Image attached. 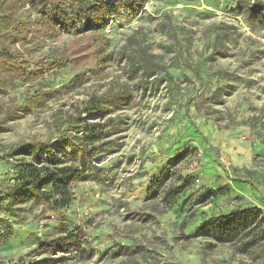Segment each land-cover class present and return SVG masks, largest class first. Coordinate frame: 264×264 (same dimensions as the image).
<instances>
[{"label": "rangeland", "instance_id": "obj_1", "mask_svg": "<svg viewBox=\"0 0 264 264\" xmlns=\"http://www.w3.org/2000/svg\"><path fill=\"white\" fill-rule=\"evenodd\" d=\"M249 1L146 0L137 16L108 19L101 29L107 65L69 64L43 73L42 63L70 35L32 15L33 31L16 48L33 73L0 81V264L39 253L40 243L78 227L93 257L67 256L56 264H264V240L241 252L223 241L222 225L188 237L206 221L245 208L259 207L264 216V18L248 21ZM223 24L230 27L221 37L226 50L211 56ZM141 50L158 65L155 77H166L160 86L144 84V72L131 68ZM220 69L234 78H222ZM218 87L222 92L215 94ZM104 95L115 99L102 116L115 119L110 150L74 181L72 202L56 207L21 201L15 216L4 195L17 180L16 165L29 158L8 155L38 141L52 142L64 154L68 145L55 119H73L92 97ZM169 169L172 177L158 185ZM181 186L169 203L170 189ZM224 186V194L201 198ZM257 219L248 218L240 229L243 241L258 231Z\"/></svg>", "mask_w": 264, "mask_h": 264}, {"label": "trees", "instance_id": "obj_2", "mask_svg": "<svg viewBox=\"0 0 264 264\" xmlns=\"http://www.w3.org/2000/svg\"><path fill=\"white\" fill-rule=\"evenodd\" d=\"M145 4L146 0H0V81L6 83L12 77L22 78L33 73L27 63L21 59L16 45L25 41L33 31L35 21L32 15L34 13L41 14L42 20L46 21H43L42 25L52 24L53 30L70 35L55 57L42 63L43 73V70L60 68L69 64L85 69L107 65L108 41L102 37L101 29L108 19L121 20L137 16ZM246 15L249 22L252 15L264 18V0L249 1ZM222 26L223 34L217 36V45L211 56L224 54L226 50V42L221 40V37L226 36L230 27L226 24ZM132 40L133 37L129 39V42ZM131 60V68L135 72L142 71L146 75L148 80L143 81L144 84H148L151 80L160 86L167 81L163 75L159 78L155 77L159 67L151 61L146 51H139ZM218 73L225 79L234 78L233 73L228 70L220 69ZM221 90L222 88L218 87L215 94L221 93ZM114 101L115 99L109 95L92 97L73 119L60 117L55 119L56 131L68 145L64 154L59 153L52 142L38 141L17 147L8 155L29 158L16 165L17 180L7 187V193L4 195V199L8 201L9 210H12L15 216L18 215L15 213L14 206L21 201L52 203L56 207H67L72 202L74 181L85 178L95 166V159L103 152L110 150L107 138L113 133L112 127L109 126L115 122V119L102 116L107 113ZM94 116H100V120H92ZM68 122L71 123L69 126L74 129V133L67 131ZM185 154L184 151L173 157L169 161V166L175 167ZM3 158L5 157L0 156V160ZM172 172L170 169L164 171L157 180V184L164 186L172 177ZM184 186L170 189L167 201L173 203L185 189ZM227 189L226 186L209 189L201 195V198L206 201L224 194ZM248 218L255 220L259 218L257 221L260 222V226L257 232L254 229L249 232V239L243 241L242 236L245 232L240 229L245 226ZM263 222L262 210L259 207H249L223 217L212 218L206 221L194 235L188 237L200 235L209 226L222 225L223 241L234 245L236 250L246 252L259 239L264 240ZM233 230L241 239L233 233ZM123 248L129 249L128 246ZM38 252L29 253L11 264H56L67 256L90 259L94 255V248L91 247L84 230L78 227L67 235L40 243ZM43 255L45 258L40 260L39 257Z\"/></svg>", "mask_w": 264, "mask_h": 264}, {"label": "built area", "instance_id": "obj_3", "mask_svg": "<svg viewBox=\"0 0 264 264\" xmlns=\"http://www.w3.org/2000/svg\"><path fill=\"white\" fill-rule=\"evenodd\" d=\"M12 182L14 183V181H13V180H12ZM13 183H12V184H13Z\"/></svg>", "mask_w": 264, "mask_h": 264}]
</instances>
